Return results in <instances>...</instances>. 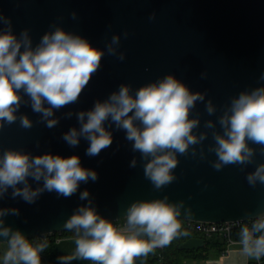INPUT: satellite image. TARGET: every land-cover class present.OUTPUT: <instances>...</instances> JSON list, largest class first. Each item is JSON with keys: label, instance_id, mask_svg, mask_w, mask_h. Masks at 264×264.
Listing matches in <instances>:
<instances>
[{"label": "clouds", "instance_id": "1", "mask_svg": "<svg viewBox=\"0 0 264 264\" xmlns=\"http://www.w3.org/2000/svg\"><path fill=\"white\" fill-rule=\"evenodd\" d=\"M70 18L77 20V12L72 11ZM148 19L154 21L156 13ZM0 26V131L17 122L25 130L34 124L53 129L62 118L75 117L76 125L60 137L68 147L75 149L81 140L86 141L85 155L95 158L112 146L114 131L123 132L131 152L139 154V160L132 157L129 167L136 168L140 163L154 191H162L178 179L175 169L181 156L207 162L217 172L228 166L244 172L248 165L255 164L254 170L246 173V182L252 188L264 185V163H256L257 154L264 156V85L242 90L218 106L206 98L207 92L192 91L175 74L168 73L135 90L121 83L106 99H96L91 108L68 110L60 117L58 111L79 103L106 54L125 60L126 53L120 51L121 34H113L101 49L56 21L35 44L30 30L22 29L17 35L11 17L3 12ZM122 35L127 39L129 33L124 31ZM200 78L206 79L207 72H201ZM259 80L264 81V73ZM198 103L203 104L208 117L215 119L202 121ZM22 107H30L38 119L34 122L20 111ZM36 146H40L39 140ZM98 179L95 170L82 166L78 155L63 157L50 151L33 154L0 146V201L20 199L32 205L45 193L70 199L78 192V199L86 201L63 223L64 232L74 233L75 249L57 257L58 264L77 260L135 264L154 249L189 235L182 230L179 218L182 212L192 216V208L185 207L184 200L170 202L167 196L133 201L124 210L126 223L116 226L98 212L87 189L80 191L81 184ZM20 215L16 207H0V243L6 245L0 264H42L41 253L49 248L50 233L33 243L21 230L5 226L6 217ZM245 216L238 233L239 253L247 260L261 261L264 208L254 218L250 212Z\"/></svg>", "mask_w": 264, "mask_h": 264}, {"label": "water", "instance_id": "2", "mask_svg": "<svg viewBox=\"0 0 264 264\" xmlns=\"http://www.w3.org/2000/svg\"><path fill=\"white\" fill-rule=\"evenodd\" d=\"M72 11L78 15L75 21L70 18ZM0 12L11 17L17 35L28 28L34 44L54 21L101 49L113 34H121L120 51L126 53L125 60L106 54L79 103L58 111L60 117L68 110L91 108L96 99H106L121 83L135 90L168 73L175 74L192 91L207 92L206 98L218 106L242 90L264 85L259 80L264 73V0H0ZM152 12L156 19L149 21ZM124 31L129 33L127 39L123 38ZM204 71L207 78L201 79ZM197 109L202 121L215 119L204 113L203 104L198 103ZM20 111L34 122L38 119L30 107ZM75 125V117L62 118L53 129L43 124H34L30 130L20 128L18 122L6 125L0 131V146L33 154L50 151L63 157L78 155L82 166L99 176L94 183L81 184L80 191L87 189L98 212L112 221L123 218L124 210L137 199L164 196L170 202L184 200L193 215L187 217L182 212L180 218L197 221L246 220L245 212L254 218L264 208V185L252 188L245 179L255 164L248 165L244 172L237 166L217 172L207 162L181 156L175 169L178 179L162 191H154L140 163L136 168L129 167L132 157L139 160V154L131 152L123 132L114 131L112 146L89 158L85 155L86 141L81 140L73 149L60 139ZM256 163H264V156L257 154ZM78 196L79 192L70 199H58L55 193H45L32 205L6 198L0 201V207H16L21 215L6 217L5 226L21 230L27 238L63 232L64 221L79 204L86 203ZM205 241L192 237L181 248H202Z\"/></svg>", "mask_w": 264, "mask_h": 264}, {"label": "trees", "instance_id": "3", "mask_svg": "<svg viewBox=\"0 0 264 264\" xmlns=\"http://www.w3.org/2000/svg\"><path fill=\"white\" fill-rule=\"evenodd\" d=\"M183 231L189 233L188 236H179L174 239L171 244L163 248H156L147 257L138 258L135 264H184L186 259H204L209 257H215L221 255L226 251L228 244L225 239L219 236L207 237L198 232L188 230L182 227ZM70 232H55L47 236L49 241V248L41 253V258L46 259L42 264H56V240L58 235H65ZM239 231H235L233 236L239 240ZM41 237L28 238L33 240V243L40 242ZM192 237H203L205 238V244L202 248L198 249H183L181 245L183 242ZM161 254V256H160ZM252 264H255L253 262Z\"/></svg>", "mask_w": 264, "mask_h": 264}, {"label": "crops", "instance_id": "4", "mask_svg": "<svg viewBox=\"0 0 264 264\" xmlns=\"http://www.w3.org/2000/svg\"><path fill=\"white\" fill-rule=\"evenodd\" d=\"M56 243V264H58L57 257L71 254L74 251V233L58 235ZM239 248V243L228 244L226 251L221 255L204 259H186L184 264H252L255 262L254 260H247L242 257L239 253ZM45 261L46 259L42 257V263ZM72 264H91V262L77 260L73 261Z\"/></svg>", "mask_w": 264, "mask_h": 264}, {"label": "built area", "instance_id": "5", "mask_svg": "<svg viewBox=\"0 0 264 264\" xmlns=\"http://www.w3.org/2000/svg\"><path fill=\"white\" fill-rule=\"evenodd\" d=\"M180 219V223L182 227L192 230L194 232H198L207 237L219 236L226 240V242L230 244L238 243V239H235L233 233L235 231H239L240 227L243 224V221H223V222H210V221H197L191 219ZM116 224V226H123L126 221L124 218L117 219L112 221ZM250 224L251 222L248 221ZM161 256V254H160ZM255 264H264V259L261 261H255Z\"/></svg>", "mask_w": 264, "mask_h": 264}, {"label": "rangeland", "instance_id": "6", "mask_svg": "<svg viewBox=\"0 0 264 264\" xmlns=\"http://www.w3.org/2000/svg\"><path fill=\"white\" fill-rule=\"evenodd\" d=\"M5 248H6V245L3 244V243H0V257H2L3 251H4Z\"/></svg>", "mask_w": 264, "mask_h": 264}]
</instances>
